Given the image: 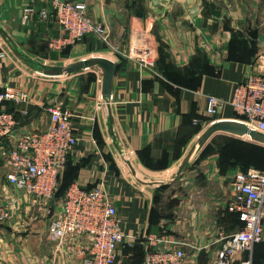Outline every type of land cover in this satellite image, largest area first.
Here are the masks:
<instances>
[{
  "label": "crops",
  "instance_id": "crops-1",
  "mask_svg": "<svg viewBox=\"0 0 264 264\" xmlns=\"http://www.w3.org/2000/svg\"><path fill=\"white\" fill-rule=\"evenodd\" d=\"M82 1L110 28L109 41L90 34L53 46L67 36L62 26L23 17L29 5L49 8L47 0H0V89L29 95L28 103L3 105L19 122L14 133L46 129L51 103L73 112L79 141L61 183L107 188L132 236L117 264L132 262L137 240L145 249L141 235L186 239L193 247L185 248L184 264H214L221 236L240 228L227 202L241 169L221 167L217 155L193 162V144L215 121L235 119L229 103L209 119L207 97L230 101L251 72L264 48V0ZM6 173L0 154V215L8 213L0 217V264H82L87 241L52 240L47 216ZM172 183L184 190L166 194ZM239 256L264 264V239Z\"/></svg>",
  "mask_w": 264,
  "mask_h": 264
},
{
  "label": "built area",
  "instance_id": "built-area-1",
  "mask_svg": "<svg viewBox=\"0 0 264 264\" xmlns=\"http://www.w3.org/2000/svg\"><path fill=\"white\" fill-rule=\"evenodd\" d=\"M47 1L49 8L25 7L23 17L37 15L40 20H52L62 26L67 36L51 45L79 42L90 34L109 41L110 28L90 16L86 1ZM146 63L145 66L153 65V61ZM250 66L251 72L235 85L230 101L214 95L207 97L206 116L217 120L218 113L229 103L236 120L264 133V48ZM11 101L28 103L29 95L14 87L0 89V154L5 159L8 182L23 189L38 212L47 216L52 240L59 244L68 239L87 241L82 249V264H117L120 245L132 236L123 231L118 208L104 184L88 188L74 182L63 196L57 197L63 170L79 141L75 115L62 102L51 103L45 108L50 116L46 129L15 134L19 122L13 113L3 109ZM22 113L28 114V109ZM230 184L227 210L236 213L242 225L221 236L222 245L214 264H252L251 257L239 255L251 252L264 239V169H237ZM7 216L6 212L0 215ZM137 238L146 240L142 264H184L185 248L193 247L182 238Z\"/></svg>",
  "mask_w": 264,
  "mask_h": 264
},
{
  "label": "rangeland",
  "instance_id": "rangeland-1",
  "mask_svg": "<svg viewBox=\"0 0 264 264\" xmlns=\"http://www.w3.org/2000/svg\"><path fill=\"white\" fill-rule=\"evenodd\" d=\"M237 142V145L235 144ZM258 145V146H257ZM195 150L193 152L194 160L198 156L197 162L200 164L205 157L210 155H217L218 160L221 161L222 164H225L227 160H229V150L234 151L241 146L245 152V158L242 161L237 162L236 166L244 167V165L254 164V162H263L264 161V143L254 141L250 136H236L227 132H216L211 138L204 144V147L201 149L198 146V140H196L193 144ZM253 146H257L261 148V152L259 153L258 149ZM245 147V148H244ZM248 148V149H247ZM248 150L250 152H248ZM259 153V154H258ZM193 155V156H194ZM258 157V158H257ZM225 161V162H224ZM177 186V185H176ZM170 188H167L165 193H173L177 188H173V183L169 185ZM166 188V187H165ZM179 189H183V187H179ZM189 188V187H188ZM184 190V189H183ZM163 204L166 205V200H163Z\"/></svg>",
  "mask_w": 264,
  "mask_h": 264
},
{
  "label": "water",
  "instance_id": "water-1",
  "mask_svg": "<svg viewBox=\"0 0 264 264\" xmlns=\"http://www.w3.org/2000/svg\"><path fill=\"white\" fill-rule=\"evenodd\" d=\"M212 13L215 16L221 15V10L219 9H212ZM249 34L253 38H258L259 30L256 28L250 27ZM86 64L85 62H81L79 66H83ZM216 132H227L236 136H245L248 135L250 138H252L254 141L264 143V133L253 130L245 123L236 120H218L212 123L200 136L198 140V146L199 148L203 147L204 144L211 138V136ZM189 158H187L182 167L180 168V172L183 170L185 165L188 163Z\"/></svg>",
  "mask_w": 264,
  "mask_h": 264
},
{
  "label": "trees",
  "instance_id": "trees-1",
  "mask_svg": "<svg viewBox=\"0 0 264 264\" xmlns=\"http://www.w3.org/2000/svg\"><path fill=\"white\" fill-rule=\"evenodd\" d=\"M235 144L237 145V142H235ZM257 146H253V147L258 149L259 150L258 152L260 153L261 152V148H260L261 146L260 147H257ZM248 152H250V151L248 150ZM229 156H230V158H229V160L226 161L225 164L221 163V161H222V159H221L220 160V165L223 168L224 167H229V168H232L233 170H235L234 168H236V167L238 168V166H236L237 165L236 163L239 162V161H242L245 158V152H244V150H243V148L241 146H238V148L236 150H234V151L229 150ZM67 164H68V162H67ZM250 167H257V168H260V169H264V161L263 162H254V164H250V165H244V167H240V169L246 170V169H248ZM61 182H60L59 190L57 192V197L63 196L65 194L66 190L68 189V187L71 185V184L62 185ZM89 188H91V187H89ZM237 219H238V216H237ZM238 221H239V219H238ZM239 223H240V226H241L242 223L240 221H239ZM142 242L143 241H141V240H137L136 241L135 249H134L135 250V254L132 257V262H130V264H139V263L142 264L143 258H144V254H145V249H144V246H143ZM260 243L255 244V246L260 244Z\"/></svg>",
  "mask_w": 264,
  "mask_h": 264
}]
</instances>
